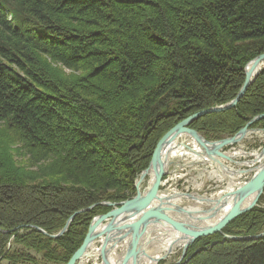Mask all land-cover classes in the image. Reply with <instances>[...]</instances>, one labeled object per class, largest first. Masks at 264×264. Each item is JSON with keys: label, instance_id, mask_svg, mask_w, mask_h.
I'll use <instances>...</instances> for the list:
<instances>
[{"label": "trees", "instance_id": "trees-1", "mask_svg": "<svg viewBox=\"0 0 264 264\" xmlns=\"http://www.w3.org/2000/svg\"><path fill=\"white\" fill-rule=\"evenodd\" d=\"M262 53L264 0H0V264H40L7 249L12 237L66 264L110 207L79 213L55 239L31 225L55 233L80 209L129 199L162 135L233 99ZM262 113L264 68L234 108L190 127L220 139ZM263 230L261 207L223 229ZM198 248L186 264H264V236L217 232Z\"/></svg>", "mask_w": 264, "mask_h": 264}, {"label": "water", "instance_id": "water-1", "mask_svg": "<svg viewBox=\"0 0 264 264\" xmlns=\"http://www.w3.org/2000/svg\"><path fill=\"white\" fill-rule=\"evenodd\" d=\"M263 64L264 53L256 56L247 64L245 68L246 79L237 96L223 105L210 107L190 115L159 140L148 167L142 170L135 180L136 195L120 203L102 202L104 205L112 206L113 208L105 214H99L94 217L84 242L67 264H76L84 256L91 255V249L97 240L102 241L101 254L105 264H112L109 257L110 251L122 240H125V250L123 256L117 259L118 261L120 259V264H142L144 258H148L154 264H158L159 260L165 258L179 242H184V248L186 249L198 237L222 231V228L235 217L257 205V201L264 189V149L260 155L258 154L259 157H262V160L253 169V174L249 180L235 184L236 189L227 193L221 199L211 200L192 193L161 195L160 185L163 176L171 172L170 166L174 161L170 160V158H172V153L176 149L186 148L189 152H196L197 155L213 161L224 175L230 176L231 181L234 178L229 175L230 170L235 175L249 171L232 168L229 170V167L222 162V158H227L228 160H231V158L228 154L221 151V148L225 145L242 140L249 133L248 125L234 136L211 141L197 130L190 128L189 124L204 114L224 111L236 106ZM263 117L264 114H260L249 123ZM184 137H190L197 143L201 152L187 144ZM233 156H237V154ZM147 176H149V184L146 189L142 190L141 184ZM181 197L213 205L208 209H195L185 208L178 204V201H172ZM92 207L89 206L74 212L67 220L65 227L56 236L66 231L68 225L77 214ZM39 229L46 233L42 228ZM155 232L163 236L162 238H173L169 248L163 254L153 255L157 247L154 246V242H162V238L159 239L157 236L150 239V236ZM56 236L52 235V237ZM260 236H264V233L251 236L248 239H256ZM226 237L235 238L230 235H226ZM172 264H181V261L178 260Z\"/></svg>", "mask_w": 264, "mask_h": 264}, {"label": "rangeland", "instance_id": "rangeland-1", "mask_svg": "<svg viewBox=\"0 0 264 264\" xmlns=\"http://www.w3.org/2000/svg\"><path fill=\"white\" fill-rule=\"evenodd\" d=\"M10 18H11V16H10ZM249 62L250 61H248L246 63V65L244 66L245 79H246L245 68H246V66H247V64ZM263 67H264V64L261 66V69H263ZM261 71L262 70H260L258 72V74L256 75L255 79L253 80V82L251 83L250 86H252V84H254L256 78L258 77V75L260 74ZM244 82H245V80H244ZM244 82H243V84H244ZM242 85H241V87H242ZM238 92H237V94H238ZM227 102H225V103H227ZM225 103L218 104V105H223ZM218 105H214V106H218ZM214 106H211V107H214ZM234 107H232V108H234ZM232 108H230V109H232ZM206 109H208V108H206ZM202 110H204V109H202ZM166 111H169V110L166 109ZM199 111H201V110H199ZM224 111H226V110H224ZM224 111L211 112V113H220V112H224ZM207 114H210V113H207ZM190 115H192V114H190ZM204 115H206V114H204ZM258 115H260V114H258ZM258 115L252 117L246 123L248 125V130H249V133L247 134V136L243 137L242 140H240L239 142L230 143V144H227V145H225L224 147L221 148V151L226 153V154H228V153L232 154L234 152L241 151V152H238V153H240V155H237L236 157H234V158H236L237 161L228 160L227 158L226 159L222 158V162H224L226 164V166L229 167V170H230V168H232V169H244V170H249V171H246L245 173L243 172V173L235 175L230 170L229 171V175H231L233 178H234V176L238 177V179H236V180L233 179V181H231L232 179H230V176L224 175L223 172H221L219 170V168L216 166V164L213 161L205 159L204 157H201V156L197 155L196 152H192V151L189 152V150H187L185 148V149H182L183 151H179V153H174L172 155V158H170V160L174 161V163H172L171 166H170L171 172L169 174H166L162 178L161 185H160V189L162 190L161 191V195H176V194L192 193V194H199L200 196H204V197L209 198L211 200H217V199H221V198L225 197V195L227 193H230V192L233 191L232 189H234V188L232 186H235V184H237L235 181H238V183L239 182L243 183V182H246L247 180H249V178L253 174V171H254L253 169L259 164L260 160H262V157H259L258 154L260 155V153L264 149V125L263 126L261 124H258L256 126L254 125L257 121H260V120H262L264 118H260L258 120H255V121L249 123L253 118L257 117ZM203 116H201V117H203ZM201 117H199V118H201ZM186 118H184V119H186ZM183 120H181V121H183ZM181 121L177 122L172 127H170L162 135V137L169 130H171L174 126H176L178 123H180ZM150 123L151 122H149L146 125V127H148L150 125ZM192 123L189 124V127H190V125ZM190 128H192V127H190ZM199 133H201V132H199ZM234 135H225L224 137H222L220 139H212V140L206 138L204 135L203 136L206 139H208V140L216 141V140H222V139L234 136ZM184 139L187 141V143L191 147H193L195 150H198V151L201 152V149H199L198 144L195 143L190 137H184ZM152 155H153V153H152ZM254 156H256L257 158H255ZM140 173H138L137 176L134 179V186H135V180L137 179V177L139 176ZM148 182H149V176H147L145 178V180L142 182V184H141V189L142 190L147 188V186L149 184ZM136 193H137V189L135 187V193L130 198L135 196ZM125 200L126 199L120 200V201H100V202L94 203V204H92L90 206H93L92 208H94L95 206H97L99 204L100 205H104L102 202L120 203V202H123ZM172 201H178L177 203L182 205L185 208H195V209H208V208H210L213 205V204H206V203L205 204L204 203L198 204L195 200H190L188 198H183V197L175 198ZM104 206L110 207V209L107 210V212L110 211L113 208L112 206H107V205H104ZM195 206H198V207H195ZM255 207L264 208V191L260 195V197H259V199L257 201V205L254 206L253 208H255ZM107 212H105V213H107ZM105 213H100V214H105ZM97 215H99V214H97ZM97 215H95V216H97ZM240 215H242V214H240ZM240 215H238L237 217H239ZM71 216H69V218ZM94 217L92 218V220L94 219ZM237 217H235V218H237ZM233 220H231L230 222H232ZM229 223L227 225H229ZM33 226L34 225L32 224L31 227H33ZM40 228H42V227H40ZM36 229H38L40 231L39 228H36ZM43 230H45V229L43 228ZM0 231H2L3 233L4 232L8 233V232L3 231V230H0ZM40 232L42 234L46 235V236H49V237L50 236L52 237V235H53V233H50L47 230H45L46 233H44L42 231H40ZM87 232H88V230H87ZM87 232H86V234H87ZM218 232L224 233V236L230 235L229 233H225L223 230L222 231H218ZM58 233H59V231H58ZM215 233H217V232H215ZM215 233H212V234H215ZM261 233H264V230L259 232V233H257V234H261ZM86 234H85V236H86ZM212 234H210V235H212ZM154 236H157L159 239H161L163 237V236H160L159 234H157V232H155V233H153L150 236V239H152V237H154ZM205 236H207V235H205ZM251 236H254V235H247V238L246 237H242V238L243 239L246 238L247 240H254V239H248ZM201 237H203V236H201ZM198 238H200V237H198ZM12 239L7 243V249H9V250L11 249V251L22 250V251H24L26 253V255L30 254V256L35 257L40 262V264L44 263L43 262L42 253L37 252L35 249L27 248L25 245H23L21 243H18L16 241L12 240ZM172 239L173 238H165L164 237V238H162V242L161 241L154 242V246H157V247L155 248L156 250L153 252L154 253L153 255L160 254V253H162L165 250L164 247H163L164 246L163 242L169 241L170 243H168V245H167V248H169L170 244L172 243ZM195 241L190 243L186 247V249L184 248V242H179L178 244H176L174 246L173 250L165 258L159 260L158 264H172V263H175L178 260L181 261V264H186L199 251V248L195 249L194 251H191V252L189 251L190 247L195 243ZM152 244H153V242H152ZM101 245H102V241L101 240H97L95 242L94 246L91 249V255L84 256L85 259H86V263H88V264H105V262L102 259ZM124 250H125V240H122V241L118 242L113 247V249L110 251V255H109L110 261L113 260V259L114 260L118 259V257L121 256L122 253H124ZM160 251H162V252H160ZM73 254H72V256H73ZM25 260H28V259H25ZM8 261L4 260L2 262V264H8ZM76 263L79 264V260ZM18 264H30V263H29V261H19Z\"/></svg>", "mask_w": 264, "mask_h": 264}, {"label": "bare ground", "instance_id": "bare-ground-1", "mask_svg": "<svg viewBox=\"0 0 264 264\" xmlns=\"http://www.w3.org/2000/svg\"><path fill=\"white\" fill-rule=\"evenodd\" d=\"M260 55V54H259ZM249 61H251V60H249ZM262 66V65H261ZM264 68V67H263ZM260 70H262V69H260ZM228 110V109H227ZM264 114V113H263ZM264 118V117H263ZM247 125V124H246ZM245 125V126H246ZM245 126H243L241 129H243ZM240 129V130H241ZM239 130V131H240ZM238 131V132H239ZM237 132V133H238ZM236 133V134H237ZM247 136V135H246ZM188 144V143H187ZM179 151H183L182 149H176V151H174L172 154H174V153H179ZM238 152H241V151H238ZM238 152H234V153H232V154H230V153H228V155L230 156V158H231V160H234V161H237L236 160V158H234V157H236V156H233V155H235V154H237V155H240V153H238ZM255 158H257L256 156H254ZM144 170V169H143ZM164 177V176H163ZM236 179H238V177H236V176H234V180H236ZM237 184H240V182L238 183V181H235ZM234 189H236L235 188V186H232ZM234 189H232V190H234ZM263 191H264V189H263ZM126 200H128V199H126ZM196 202L198 203V204H201V201H199V200H196ZM195 203V202H194ZM193 203V204H194ZM195 207H198V206H195ZM252 209V208H251ZM251 209L250 210H248V211H246V212H244V213H247V212H249V211H251ZM82 213V212H81ZM244 213H242V214H244ZM74 214V213H73ZM78 215V214H77ZM69 219V218H68ZM67 219V220H68ZM74 219V218H73ZM66 224V223H65ZM90 224H91V222H90ZM90 224H89V227L88 228H90ZM33 227H35V228H40V227H38V226H33ZM65 227V225L63 226V228ZM68 227H69V225H68ZM68 227H67V229H66V231L68 230ZM62 228V229H63ZM224 228V227H223ZM223 228H222V230H223ZM43 229V228H42ZM61 229V230H62ZM0 230H3V231H6V232H9V230H6V229H2V228H0ZM46 230V229H45ZM61 230H59V232L61 231ZM65 231V232H66ZM88 231H89V229H88ZM64 232V233H65ZM5 233V232H4ZM57 233L58 232H55V233H53V235H57ZM64 233H62L61 235H59V236H56V237H51L50 236V238H53V239H55V238H59V237H61V236H63L64 235ZM88 233V232H87ZM231 236H234L235 238H230V237H226V236H224V239L226 240V239H237V240H243V238L242 237H246L247 235H233V234H230ZM254 235H259V234H254ZM262 236H260V237H257L256 239H259V238H261ZM13 238V237H12ZM238 238H241V239H238ZM84 239H85V237H84ZM84 239H83V241H82V243L84 242ZM245 239V238H244ZM245 240H247V239H245ZM82 243H81V245H82ZM168 243H170L169 241H166V242H163V244H164V251L162 252V251H160V252H162V253H165L166 252V250L168 249L167 248V245H168ZM215 242H213V244H214ZM80 245V246H81ZM79 246V247H80ZM79 247L75 250V252L79 249ZM162 247V248H163ZM74 252V253H75ZM162 253H160V254H162ZM123 256V253L121 254V256H119V258H121ZM70 259H71V257H70ZM68 262H69V260H68ZM67 262V263H68ZM111 262H112V264H120L121 263V261H120V259H119V261L116 259V260H111ZM77 264V263H76ZM79 264H88V263H86V259H85V257H83V258H81L80 260H79ZM142 264H154V262L153 261H150L148 258H144L143 260H142Z\"/></svg>", "mask_w": 264, "mask_h": 264}]
</instances>
